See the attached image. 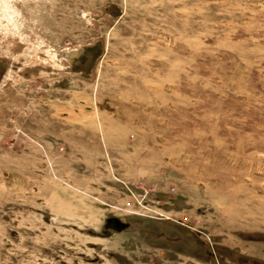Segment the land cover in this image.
<instances>
[{
  "label": "rangeland",
  "instance_id": "obj_1",
  "mask_svg": "<svg viewBox=\"0 0 264 264\" xmlns=\"http://www.w3.org/2000/svg\"><path fill=\"white\" fill-rule=\"evenodd\" d=\"M0 264H264V0H0Z\"/></svg>",
  "mask_w": 264,
  "mask_h": 264
},
{
  "label": "water",
  "instance_id": "obj_2",
  "mask_svg": "<svg viewBox=\"0 0 264 264\" xmlns=\"http://www.w3.org/2000/svg\"><path fill=\"white\" fill-rule=\"evenodd\" d=\"M112 223H113V221H112ZM113 226L117 227V225H114V224H113Z\"/></svg>",
  "mask_w": 264,
  "mask_h": 264
}]
</instances>
